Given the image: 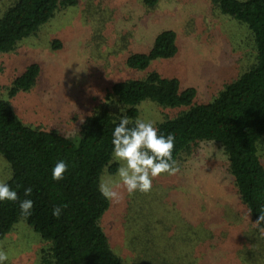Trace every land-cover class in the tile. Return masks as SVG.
I'll list each match as a JSON object with an SVG mask.
<instances>
[{
    "label": "rangeland",
    "instance_id": "rangeland-1",
    "mask_svg": "<svg viewBox=\"0 0 264 264\" xmlns=\"http://www.w3.org/2000/svg\"><path fill=\"white\" fill-rule=\"evenodd\" d=\"M2 1L0 13L9 5ZM165 28L176 32L178 52L171 59L153 62L152 69L178 78L184 87H194L199 102L208 101L255 61L250 34L213 12L210 0H159L151 10L141 0H76L58 9L15 50L0 53V97L9 101L24 124L70 137L79 132L84 117L102 105L104 91L98 89L111 78L126 75L125 53L146 51L155 34ZM126 32L131 35L120 39ZM52 41L59 48H51ZM30 63L41 68L36 85L8 96L12 79ZM139 110V118L156 122L181 111L152 103L140 105ZM261 160L264 164V152ZM177 165L174 175L153 178L150 192L128 195L120 189L122 200L110 201L102 216L112 248L125 263L133 264V254L126 246L132 232L124 223L130 200L137 198L132 216L139 238L176 243L178 254L182 245L192 244L196 264H264V238L251 231L253 225L233 189L221 147L201 142ZM9 171L0 155V178ZM46 246L22 221L0 241V249L9 255L7 264H40Z\"/></svg>",
    "mask_w": 264,
    "mask_h": 264
},
{
    "label": "trees",
    "instance_id": "trees-1",
    "mask_svg": "<svg viewBox=\"0 0 264 264\" xmlns=\"http://www.w3.org/2000/svg\"><path fill=\"white\" fill-rule=\"evenodd\" d=\"M2 2L9 5L0 13V53H7L34 36L58 9L72 6L76 0ZM141 3L151 10L159 0ZM210 7L250 34L255 61L208 101L199 102L194 87H184L178 78L152 69L153 62L171 59L178 52L177 34L170 28L158 31L146 51L125 53L126 75L113 77L111 84L98 89L104 91L102 105L84 117L79 132L69 139L55 130L24 124L9 101L0 97V155L13 173L8 183L13 188L19 185L18 201L0 203V241L22 221L47 244L41 250L40 264H126L112 248L101 221L110 201L100 195L98 183L102 174H113L118 167L111 163L113 121L118 122L123 114L132 120L139 118V106L144 103L181 110L157 121L163 134L175 136L177 164L185 162L201 142L221 147L233 189L253 225L249 223L254 228L251 231L264 238V222L256 221L264 215V0H210ZM130 35L126 32L120 39ZM51 48H59V44L52 41ZM40 76L39 64L30 63L12 79L8 96L28 92ZM120 107L126 112H120ZM59 159L69 169L62 180L53 181L51 168ZM28 186L33 189L29 198L34 204L32 214L24 217L19 200L25 198L23 189ZM137 201L130 200L124 223L127 232H132L126 237V246L133 254V264H196L192 244L182 245L183 252L178 254L176 243L163 245L139 238L132 216ZM61 204L66 207L60 217H53L52 209Z\"/></svg>",
    "mask_w": 264,
    "mask_h": 264
},
{
    "label": "clouds",
    "instance_id": "clouds-1",
    "mask_svg": "<svg viewBox=\"0 0 264 264\" xmlns=\"http://www.w3.org/2000/svg\"><path fill=\"white\" fill-rule=\"evenodd\" d=\"M119 111L126 112V109L120 107ZM113 124L111 163L117 164L118 167L114 176L109 174L98 183V191L105 200L120 203L123 198L120 189L128 195L137 191L150 192L153 178L161 174L174 175L179 171L173 157L175 136L171 132L167 135L163 134L156 121L141 118L132 120L128 115L123 114L119 121H113ZM68 169L69 164L64 159L57 160L51 168V179L62 180ZM12 175L13 173L9 171L5 177L0 178V203L15 202L19 199L17 192L19 185L13 188L8 183ZM32 191L31 186L25 187L23 189L25 198L19 200L20 213L24 217L32 214L34 201L29 198ZM64 207H66L64 204L54 207L52 216L59 218ZM256 221L264 222V215H259ZM8 260V253L0 249V264H7Z\"/></svg>",
    "mask_w": 264,
    "mask_h": 264
}]
</instances>
